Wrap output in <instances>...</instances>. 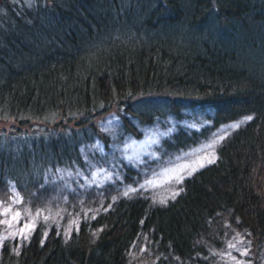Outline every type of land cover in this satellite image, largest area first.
<instances>
[{"label": "trees", "instance_id": "trees-1", "mask_svg": "<svg viewBox=\"0 0 264 264\" xmlns=\"http://www.w3.org/2000/svg\"><path fill=\"white\" fill-rule=\"evenodd\" d=\"M206 107L207 125L176 124L161 146L239 127L174 196L116 194L135 170L105 156L107 180L77 202L72 227L36 222L1 242L0 264H132L141 248V264H264V0H0V195L82 191L83 150L108 141L102 114L137 137L123 112L149 124ZM225 227L242 245L233 259Z\"/></svg>", "mask_w": 264, "mask_h": 264}, {"label": "rangeland", "instance_id": "rangeland-1", "mask_svg": "<svg viewBox=\"0 0 264 264\" xmlns=\"http://www.w3.org/2000/svg\"><path fill=\"white\" fill-rule=\"evenodd\" d=\"M184 111L189 114L185 118L177 119L169 115L161 118L160 122L149 124H140L137 118L125 113L131 124L139 129L140 135L137 137L121 131L120 117L113 110L110 114L95 118L97 129L100 132L103 130L105 134L102 133V136L108 139L106 148L111 152L115 149L119 150L115 153L117 158L104 150L105 145L102 142L85 147L84 154L91 156L85 158L88 175H85L81 181L82 191H67L63 185L59 188L50 183L45 185L43 192L36 194L31 193L30 190L17 193L13 189L8 190L5 195H0V244L7 238L16 239L17 242L24 240V234L41 220L51 222L62 220L70 229L75 212L80 209L77 202L84 198L93 202L97 198H91L96 193L94 187L101 183V180H107V173L112 168L111 161L106 160L105 157L109 155L112 159H118L135 170L132 182L117 184L116 194L134 197L137 193L136 195L148 197L154 204H163L177 193L184 177L200 168L201 164L203 166L208 164L207 161L213 156L216 158L218 143L228 136L229 130H234L233 125L238 124L229 122L215 129L210 128L205 134H198L195 143L188 142L176 149L162 147L161 141L173 133L172 127L176 124L197 131L209 122L208 116L211 114L209 107L204 108L203 111L196 110L194 113H190L186 108ZM156 141L162 151L156 150ZM151 148L153 149L150 150ZM136 162L138 164L133 166ZM117 178L113 177L109 180L114 183ZM97 196L99 198L98 193ZM233 238L231 229L225 227L221 239L226 246H232V250L221 249L223 258L233 259L236 254L242 253L240 239ZM140 250L130 254L132 264H141L145 258H148L147 254Z\"/></svg>", "mask_w": 264, "mask_h": 264}, {"label": "snow or ice", "instance_id": "snow-or-ice-1", "mask_svg": "<svg viewBox=\"0 0 264 264\" xmlns=\"http://www.w3.org/2000/svg\"><path fill=\"white\" fill-rule=\"evenodd\" d=\"M247 119H251V117H247ZM232 127H239V124L233 125ZM215 161V157L213 156L211 159H209L207 162L208 163H213ZM201 167H203V164L200 165ZM190 174V173H189Z\"/></svg>", "mask_w": 264, "mask_h": 264}]
</instances>
